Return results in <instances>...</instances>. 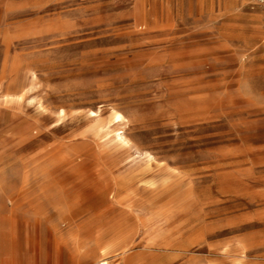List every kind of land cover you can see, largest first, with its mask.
<instances>
[{
  "label": "rangeland",
  "instance_id": "obj_1",
  "mask_svg": "<svg viewBox=\"0 0 264 264\" xmlns=\"http://www.w3.org/2000/svg\"><path fill=\"white\" fill-rule=\"evenodd\" d=\"M0 264H264L255 0H0Z\"/></svg>",
  "mask_w": 264,
  "mask_h": 264
},
{
  "label": "built area",
  "instance_id": "obj_2",
  "mask_svg": "<svg viewBox=\"0 0 264 264\" xmlns=\"http://www.w3.org/2000/svg\"><path fill=\"white\" fill-rule=\"evenodd\" d=\"M255 4L264 11V0H255Z\"/></svg>",
  "mask_w": 264,
  "mask_h": 264
},
{
  "label": "bare ground",
  "instance_id": "obj_3",
  "mask_svg": "<svg viewBox=\"0 0 264 264\" xmlns=\"http://www.w3.org/2000/svg\"><path fill=\"white\" fill-rule=\"evenodd\" d=\"M117 120L120 121V120H121V116H118V117H117Z\"/></svg>",
  "mask_w": 264,
  "mask_h": 264
}]
</instances>
